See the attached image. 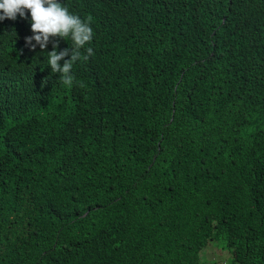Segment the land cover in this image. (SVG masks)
<instances>
[{
	"label": "trees",
	"instance_id": "1",
	"mask_svg": "<svg viewBox=\"0 0 264 264\" xmlns=\"http://www.w3.org/2000/svg\"><path fill=\"white\" fill-rule=\"evenodd\" d=\"M59 2L71 86L0 47V264H264V0Z\"/></svg>",
	"mask_w": 264,
	"mask_h": 264
},
{
	"label": "clouds",
	"instance_id": "2",
	"mask_svg": "<svg viewBox=\"0 0 264 264\" xmlns=\"http://www.w3.org/2000/svg\"><path fill=\"white\" fill-rule=\"evenodd\" d=\"M67 7L62 5L59 0H0V47L7 44L11 49H14L13 38L15 36L22 38L24 49H18V58H31L39 54H47L49 70L59 77L63 85L71 86L74 79L71 75L73 64L81 59L80 49L86 43H90L93 33L90 24L78 15L71 13ZM260 10L264 15V6ZM125 23L126 25L134 24L132 20ZM22 30H25L24 35L20 34ZM50 36H58L62 39L70 37L72 41L71 59L65 60L63 65L59 61L69 53L67 50L60 52V44L54 40L49 41ZM87 53L91 55L92 49L88 48ZM89 57L84 56L83 58L88 59ZM243 68L254 79L261 78L246 63ZM171 73V66H169L149 81L142 95L148 105L156 107L162 101L157 93V88L169 79ZM239 99L248 101L255 97L243 90ZM109 135H115V133L110 132ZM225 264H227L226 261Z\"/></svg>",
	"mask_w": 264,
	"mask_h": 264
},
{
	"label": "rangeland",
	"instance_id": "3",
	"mask_svg": "<svg viewBox=\"0 0 264 264\" xmlns=\"http://www.w3.org/2000/svg\"><path fill=\"white\" fill-rule=\"evenodd\" d=\"M203 256L205 258V264H208L211 260L216 261L217 264H225L223 252H221L215 245H209L206 247Z\"/></svg>",
	"mask_w": 264,
	"mask_h": 264
}]
</instances>
